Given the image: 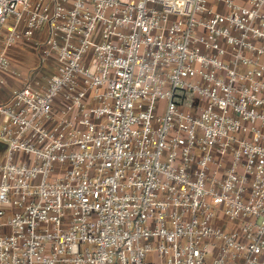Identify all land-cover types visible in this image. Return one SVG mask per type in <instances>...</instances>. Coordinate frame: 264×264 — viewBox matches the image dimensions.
Masks as SVG:
<instances>
[{
  "label": "built area",
  "instance_id": "2783aa9c",
  "mask_svg": "<svg viewBox=\"0 0 264 264\" xmlns=\"http://www.w3.org/2000/svg\"><path fill=\"white\" fill-rule=\"evenodd\" d=\"M44 28L54 71L0 101V264H264V0H0V91Z\"/></svg>",
  "mask_w": 264,
  "mask_h": 264
},
{
  "label": "crops",
  "instance_id": "0c3cea01",
  "mask_svg": "<svg viewBox=\"0 0 264 264\" xmlns=\"http://www.w3.org/2000/svg\"><path fill=\"white\" fill-rule=\"evenodd\" d=\"M47 34L48 30L44 28L35 34L34 43L22 42L6 48L5 53L12 62L15 72H4L7 87L0 91L1 102L8 98L13 89L21 88L33 79L44 82L50 72L54 71V67H49L41 62L39 47L35 45V42L44 41Z\"/></svg>",
  "mask_w": 264,
  "mask_h": 264
},
{
  "label": "rangeland",
  "instance_id": "374dc122",
  "mask_svg": "<svg viewBox=\"0 0 264 264\" xmlns=\"http://www.w3.org/2000/svg\"><path fill=\"white\" fill-rule=\"evenodd\" d=\"M12 23H13L12 18H9L8 21L6 22V25L4 28L10 29V27H12V25H13ZM49 67H53V66L49 65ZM51 74H52V72H50L49 75H51ZM5 157H6V147H5V144L0 140V166L3 163Z\"/></svg>",
  "mask_w": 264,
  "mask_h": 264
}]
</instances>
